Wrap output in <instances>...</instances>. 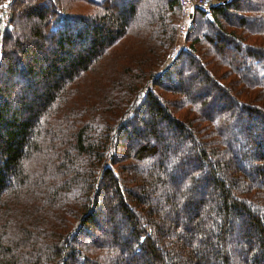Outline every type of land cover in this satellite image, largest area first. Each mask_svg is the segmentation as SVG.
Segmentation results:
<instances>
[{"label": "trees", "instance_id": "obj_1", "mask_svg": "<svg viewBox=\"0 0 264 264\" xmlns=\"http://www.w3.org/2000/svg\"><path fill=\"white\" fill-rule=\"evenodd\" d=\"M245 1L219 0L212 18L195 7L163 71L180 0H123L119 12L117 0H0V264H264V2ZM199 79L217 95L191 97ZM158 122L174 147L199 150L173 164L181 192L156 160L168 146ZM130 132L149 140L124 148ZM102 195L107 221L128 224L123 242L75 243L90 227L105 235Z\"/></svg>", "mask_w": 264, "mask_h": 264}, {"label": "rangeland", "instance_id": "obj_2", "mask_svg": "<svg viewBox=\"0 0 264 264\" xmlns=\"http://www.w3.org/2000/svg\"><path fill=\"white\" fill-rule=\"evenodd\" d=\"M131 1V0H130ZM134 0H132L133 2ZM212 3L214 5L219 3V0H211ZM259 2H264V0H261ZM245 3H256V0H246ZM117 11L119 12L122 7H123V0H117ZM85 7V6H84ZM126 7V6H125ZM86 8V7H85ZM179 25H178V34H177V40L176 43L170 48L169 52H168V57H167V61H166V65L172 61L174 59V57L176 56V54L178 52H180L183 48H185L184 46V42H183V37H181L179 35L180 31H181V23H182V12H181V17H179V21H178ZM76 25L72 24L71 27H74ZM78 26V25H77ZM213 38L214 35H211ZM48 49H51V47H49ZM47 49V50H48ZM227 50V56L232 57L234 56L235 53V49L233 45H229V47L226 49ZM237 64H240L237 62ZM164 65L163 68L166 66ZM238 66V65H237ZM162 68V70H163ZM196 71L191 72L192 74H195ZM172 78H174L172 76ZM182 81H184L185 83H187V78H182ZM189 95L191 97H199V96H206L207 94H213V95H217L216 91L212 88V86L208 83H202L201 79H199V81H196L195 83L192 84V88L191 90H189ZM231 108L233 105L231 103H221V108L223 106ZM214 109L216 112H214ZM211 106V111L213 110V113H217L219 112V108H214ZM146 111L140 113L142 114V116H144L145 118L147 117V113H145ZM140 115L138 116L137 120L135 119L134 121L130 122V124L127 127V131L129 130H133V126H141V120L142 118ZM150 121L151 124V120L150 118H147ZM148 124V121H147ZM147 124H145V127L148 128ZM163 134V141H161L160 147L163 145H168L167 146V155L165 156V159L162 158H156L157 161H163V165H165V168L168 170V173L172 176H174V179L171 181V185L170 187L174 189V191L176 192H181L182 189H184V185L187 186L185 183H183V179H181V174L185 173V171L181 170L180 168H173V164L174 167H176V163H178L179 158L181 157L182 154H188V155H195L197 156L199 154V150L197 149V147L195 148V146L193 145V143L189 140H181L179 141V144L177 145L178 148L174 147L176 145V137L174 138V136L177 135V132L175 130H171L169 131V127L167 125V123H161L158 122V126H156ZM119 126L117 127L118 130ZM121 146H123L124 148H129V149H135L137 148L139 145L144 144L145 141L149 140V138L147 137H143V139H139L136 138L135 135L133 133H122L121 134ZM127 137L129 139H127ZM224 138L230 142H232L231 144L233 145V147H235L234 149H237L238 151H240V149H245L244 152L248 151L247 154H250L251 156H253V151H255V149H253V151H250L249 148L243 147L244 143L246 142V135L243 132H240V130L237 129H233L229 128L227 131H225L224 133ZM152 142V140H151ZM241 147V148H240ZM243 147V148H242ZM111 152V150H109ZM155 160V159H154ZM155 160V161H156ZM210 160L213 162H215L217 160L216 157H211ZM153 161V163L155 162ZM193 165L198 166L199 164L204 163L203 165H207L206 161H201V160H197L196 161H192ZM152 163V164H153ZM152 164L151 163H144L142 162L140 164V171L141 173H145V171H148L149 169L152 168ZM107 167L110 166V155H109V160L106 161L105 164ZM191 165V166H193ZM172 166V167H171ZM223 173L225 175H228L227 169L224 168L223 169ZM211 194V192H210ZM159 195V196H158ZM156 195V198H154V200H158V202L156 204L160 205V207H163V202H164V198L162 197L163 195V190L159 192V194ZM213 198V197H212ZM215 198V197H214ZM213 198V199H214ZM212 199V200H213ZM99 203L101 206V208H98V210L102 209L101 211L99 210L100 214L98 216L99 219V223L100 225H102V227L105 228L106 233L105 235H102L99 232H96L93 227L89 228V232L88 234L86 233H81L79 236H75V243H79V244H84L86 243V240L91 241L93 239V237H98L103 241H109L111 242L114 238V234L118 236V239L120 240V242L122 243L124 238H125V234H126V230L128 228V224L127 222L124 220V218L117 213L116 216V220L114 223H109L107 221V218L109 217V213L107 211V207L105 206L106 204V200H105V196L102 195L99 198ZM193 216V215H192ZM192 216H190L189 218H191ZM161 219L163 221H168L170 220H177V218L175 217V215H173L171 212H167L164 213L162 212L161 214ZM169 222V224H170ZM101 232V231H100ZM95 234L96 236H93L91 234ZM81 259H77L76 264H81Z\"/></svg>", "mask_w": 264, "mask_h": 264}, {"label": "built area", "instance_id": "obj_3", "mask_svg": "<svg viewBox=\"0 0 264 264\" xmlns=\"http://www.w3.org/2000/svg\"><path fill=\"white\" fill-rule=\"evenodd\" d=\"M182 23L179 35L185 37L194 17L195 7L203 9L208 18H212L211 7L214 6L211 0H180ZM217 5V4H216Z\"/></svg>", "mask_w": 264, "mask_h": 264}, {"label": "water", "instance_id": "obj_4", "mask_svg": "<svg viewBox=\"0 0 264 264\" xmlns=\"http://www.w3.org/2000/svg\"><path fill=\"white\" fill-rule=\"evenodd\" d=\"M171 65V62H169L164 68L163 71L167 70L169 68V66Z\"/></svg>", "mask_w": 264, "mask_h": 264}]
</instances>
